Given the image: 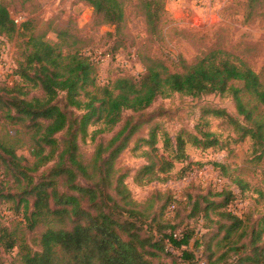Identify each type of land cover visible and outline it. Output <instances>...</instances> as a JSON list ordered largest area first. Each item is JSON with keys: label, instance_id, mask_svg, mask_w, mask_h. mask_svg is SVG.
Returning <instances> with one entry per match:
<instances>
[{"label": "rangeland", "instance_id": "374dc122", "mask_svg": "<svg viewBox=\"0 0 264 264\" xmlns=\"http://www.w3.org/2000/svg\"><path fill=\"white\" fill-rule=\"evenodd\" d=\"M120 1L126 16L118 33L115 26L107 25L96 16L92 7L81 0H0V3L6 4L11 15L19 22L28 18L37 20L36 33H45L46 40L50 42L57 41L56 34L51 31L64 29L79 38L82 49L92 58H98V86L121 77L141 78L145 73L147 58L164 62L172 72H182L183 65H191L213 53L219 58L247 64L264 83V0H162L164 7L154 33L149 32L143 0ZM26 40V37L15 36L8 42L9 63L24 61ZM116 47L118 49L114 50ZM15 79L8 71L0 76V82L7 80L13 83ZM23 92L27 95L23 96ZM43 96L42 89L32 88L31 84H27L23 90H0V167L8 171L11 179L9 189L0 191L1 206L16 209L21 197L32 203V188L40 183H50L49 173L57 164L58 154L71 140L67 129L56 134L58 149L53 160L40 164L33 171L41 159L49 154L51 147L44 145L43 154L37 155L40 149L38 136L35 137L37 128L31 121L18 119L21 115L13 108V102L15 98L30 100ZM65 97L64 93L60 94L58 103L77 122L71 131L76 136L77 160L88 167L90 174L98 173L95 163L98 154L102 159H109L114 148L126 139L124 149L116 154L112 169L106 174L110 182L108 192H114V198L120 204L119 209H122L118 217L123 222H126L125 218L134 216L153 235L157 227L160 230L167 229V226L194 228L202 234L203 256L210 264H253L245 258L253 255L255 232H259L262 242L264 240V230L261 232V228H264V223L261 224L264 222V147L258 146L249 137L238 141L240 133L236 126L226 116L214 113L213 110H225L234 120L245 125L229 91L198 97L173 93L159 98L144 111L125 110L121 121L113 127L105 125L103 120L93 119L85 133L79 129L84 111L67 107ZM248 99L246 96L245 100ZM125 127L127 133L110 146ZM132 128L135 131L126 137ZM205 132H212L218 145L205 149L190 141L191 137H202ZM152 134L155 139L153 146L148 143L153 141ZM166 135L172 137L174 144L178 136L186 140L185 158H176L174 148L165 147ZM162 159L174 164L169 173L170 179L149 183L151 179L167 176L160 172ZM213 163L222 166L223 187H230L234 194L246 202L245 207L241 208V212L246 215L243 222H235L224 211L223 198L203 197L208 184L203 185L196 176L190 182H184L193 168L197 172L210 168L213 173L221 174ZM149 166L153 170L146 171L145 168ZM105 167L104 173L109 166ZM75 168L78 172L77 183L87 186L99 181V174L88 179ZM181 174H184L183 177H180ZM211 176L213 178L207 179L206 176L199 179L208 182L215 177L213 174ZM118 178H122L129 191L128 196L136 202L135 206L129 203V199L121 201L125 194L115 193ZM56 182L58 191L72 192L65 174L57 177ZM47 189L51 190V187ZM167 190L184 193L188 199L181 204L172 221L166 220L161 212L166 198L153 194L155 191L163 193ZM105 202H102L104 210L107 209ZM83 205L87 207L86 202ZM16 210L18 216L14 219L9 217L12 222L6 231L16 239V247L8 251L0 250V264H22L19 247L23 242L35 250L40 249L39 234L44 225L40 224L43 227L39 226L35 230L29 229L23 204ZM4 215L8 216V213ZM202 217L204 221L199 223ZM3 218L0 233L5 232L3 224L9 221L7 217ZM139 226L140 232H143L144 229ZM127 229L125 237L134 232ZM141 234L151 235L145 230ZM261 254L254 264H264V253ZM155 264H171V260L162 253Z\"/></svg>", "mask_w": 264, "mask_h": 264}, {"label": "trees", "instance_id": "16d2710c", "mask_svg": "<svg viewBox=\"0 0 264 264\" xmlns=\"http://www.w3.org/2000/svg\"><path fill=\"white\" fill-rule=\"evenodd\" d=\"M81 1L92 7L96 16H99L107 25L115 26L116 33L119 32L120 25L126 16L124 5L120 0ZM143 1L149 32L154 33L164 5L162 0ZM36 24L37 20L32 18L17 22V18L11 15L9 7L0 3V39L3 38L9 42L15 36L27 38L24 61L16 62L17 67L12 74L16 79L13 83H8L7 80L0 82V90H23L27 84H31L32 88H40L44 93L43 97H33L30 100L15 98L13 102V108L21 115L18 119L23 122L31 121L37 128L35 137L38 136L37 144L40 147L37 155L43 154L44 145L51 147L49 154L41 159L33 171L37 170L40 164L53 160L58 149L56 134L67 129L71 140L67 141L68 146L58 154L57 164L49 173L50 183H40L32 188L34 193L32 203L27 198L21 197L16 204L18 210L23 204V213L29 229L35 230L41 226L40 224L44 225V227L41 226L43 231L39 234V250H35L26 242L20 245L19 255L22 264H155L162 253L171 260V264H201L202 262L210 264L203 256L205 250L200 230L176 226H167V229L160 230L157 227L156 234L153 235L150 230L144 229V225L138 221V218L127 217L126 222H123L118 217L119 210L122 209H119L120 204L114 198V192L111 190L108 192L110 182L107 175L112 169L116 154L124 149L126 139L114 148L109 159H102L98 154L95 158L98 173L90 174L88 167L77 160L76 136L71 132L77 122L73 121L61 108L58 99L60 94L64 93L67 107L84 111L79 122V129L85 133L87 125L93 119L103 120L105 125L113 127L121 121L125 110L144 111L159 98L173 93L198 97L229 91L234 98L238 114L243 116L246 122L245 125L234 120L225 110H213L214 113L226 116L236 126L240 133L238 141L249 137L255 144L264 147V83L259 74L245 63L238 64L227 58H219L213 53L191 65H183L182 72H172L164 62L147 58L144 63L145 73L141 78L121 77L104 86H98L97 63L82 49L81 40L69 30L64 29L51 31L56 34L57 41L50 42L46 40L45 33H36ZM117 49L116 47L114 50ZM234 83L239 85L236 86ZM22 95L27 94L23 92ZM246 96L249 97L248 100H245ZM134 131V128L130 129L126 137ZM125 133H127L126 127L118 133L110 146ZM214 136L212 132H205L202 137H191L190 141L197 147L207 149L218 145V140ZM151 139L153 141L148 143L153 146L154 134L151 135ZM185 145L186 140L182 136L176 137L174 144L172 137L166 135L165 147L172 146L176 158H185ZM108 148L111 147L108 146ZM161 165L160 172L167 176L162 179H151L149 183L170 179L169 173L174 168L173 162L162 159ZM189 165L191 166L192 162ZM213 165L221 171V175H224L221 164L213 163ZM75 166L88 179H93L96 174H99V181L87 186L77 183L78 172ZM105 166H109L106 173H104ZM0 170L6 176V180L0 182V191L8 190L11 186L10 176L4 168L0 167ZM145 170L151 171L153 168L149 166ZM63 174L69 181L71 193H64L57 189L56 179ZM183 175L181 174L180 177ZM48 187H51V190H48ZM206 190L204 198L207 196L223 198L224 211L235 222L245 220V214L237 216L228 208L238 195L234 194L230 187H224L222 190L208 187ZM115 193L125 194L121 201L129 199V203L136 205L135 200L128 196L130 194L122 178L117 180ZM153 194L166 198L161 212L168 221H172L181 204L188 200L184 193H181L180 199H176L171 190L163 193L155 191ZM104 200L107 207L105 210L102 209ZM84 202L87 207H84ZM196 204L195 202L194 206ZM172 205L175 208L170 213L168 210ZM16 209L1 206L0 222L4 221L3 217L9 220V217L14 219L18 216ZM5 212L8 216L4 215ZM199 219V223H203L204 218ZM7 222L3 224L5 232L0 233V250L5 251L16 247V239L6 232L12 220ZM138 226L151 235L141 234L144 230L140 232ZM127 228L130 229L129 232H134L125 237L124 233H128ZM150 228L151 225H149ZM263 230L262 227L261 232ZM178 231L183 234L180 239L174 238V234ZM254 235L256 236L252 240L253 255L245 258L253 264L259 260L261 252L264 253V240L261 241L259 232H255ZM168 245L178 250L179 254L167 252Z\"/></svg>", "mask_w": 264, "mask_h": 264}, {"label": "built area", "instance_id": "2783aa9c", "mask_svg": "<svg viewBox=\"0 0 264 264\" xmlns=\"http://www.w3.org/2000/svg\"><path fill=\"white\" fill-rule=\"evenodd\" d=\"M17 22H19V20L17 19ZM3 43L0 45V76L2 77V74H4L5 72H9L10 74H13L14 70L16 69L17 65L15 62H8V54H9V45L8 42L6 40H4L3 38L0 39ZM94 60V62H96L98 64V58H92ZM191 172L188 174V176L186 178H184V182H190L191 178H193L194 176L197 177V180L202 183L203 185L208 184L207 188H211L214 190H222L224 187V183L225 181L223 180L222 176L220 173H213L212 170L210 168H203L201 170H199L197 172V170H194V168L192 170H190ZM214 175V179L213 180H208L207 181H201L199 179V177L201 179H204L206 176H208L207 179H209L210 177L213 178L211 175ZM6 180V176L4 175V173L0 170V182H4ZM176 199H180L181 198V193L180 192H174ZM235 204V205H233ZM246 205V202H244L239 196H236V199L234 202H231L228 206L229 210L237 215V216H242L244 214V212H241V208H244ZM174 205H172L169 208V212L172 213L174 210ZM183 236L181 231H178L174 234V238L176 239H180ZM167 252H170L172 254H179V251L174 249L171 245L167 246ZM201 264H205L204 262H202Z\"/></svg>", "mask_w": 264, "mask_h": 264}]
</instances>
